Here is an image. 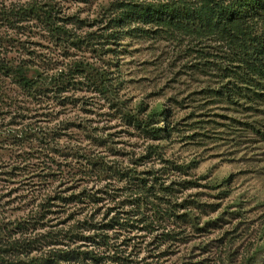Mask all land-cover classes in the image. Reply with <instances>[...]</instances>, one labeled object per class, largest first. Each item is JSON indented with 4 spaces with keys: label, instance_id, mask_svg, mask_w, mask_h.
<instances>
[{
    "label": "rangeland",
    "instance_id": "obj_1",
    "mask_svg": "<svg viewBox=\"0 0 264 264\" xmlns=\"http://www.w3.org/2000/svg\"><path fill=\"white\" fill-rule=\"evenodd\" d=\"M30 1L0 0V41L9 44L10 57L32 59L67 83L61 93L50 87L34 100L8 85L15 102L0 104V233L10 228L19 235L15 225L30 220L25 235L53 244L29 252V258H42L52 247H65L68 240L59 230L93 211L103 218L108 207L128 197L130 183L92 175L86 162L97 157L113 166L112 178L119 177L116 169L129 167L158 185H173L184 234L157 250L161 264H224L230 254L238 264L247 249L249 255L257 252L255 264H264V102H249L227 88L216 71L200 70L204 58L186 39L159 33L99 41L96 35L120 0H38L50 3L45 9L68 35L50 26L44 14L8 25L10 5ZM77 64L106 71L115 87L112 96L90 85ZM162 109L169 110L168 118L157 115ZM166 122L170 134L151 138L149 131ZM23 129L51 132L54 153H38L40 144L31 134L20 138ZM175 163L188 167L180 171ZM83 188L99 204L49 201L58 190L71 196ZM49 231L52 236L44 238ZM77 244L85 249L84 242Z\"/></svg>",
    "mask_w": 264,
    "mask_h": 264
},
{
    "label": "trees",
    "instance_id": "obj_2",
    "mask_svg": "<svg viewBox=\"0 0 264 264\" xmlns=\"http://www.w3.org/2000/svg\"><path fill=\"white\" fill-rule=\"evenodd\" d=\"M47 4L50 3L32 0L12 5L13 7L10 5L7 11L11 15L5 16L4 20L13 26L20 18L44 14L50 26L55 25V29L68 35L69 31L64 26L54 24L55 16L50 9H45ZM110 10L111 15L102 32L96 35L99 41H117L123 36L149 37L159 33L186 39L198 56L204 58L198 67L200 70L208 68L216 71L226 80L227 88L247 98L249 102H264V0H120ZM8 47L6 41H0V104L15 102L14 97L9 94V83L17 85L25 93L27 100L33 97L31 100L41 99L50 87L54 93H61L65 78L51 76L25 56L10 57ZM204 47H211L214 53L206 52ZM208 55L214 57L213 61L205 58ZM79 66L80 64L76 65V70L83 73L90 85L112 96L115 87L107 82L109 76L106 71L94 72L96 69L91 68L92 66ZM15 109L21 116L22 112ZM168 112L169 110L162 109L157 115L164 114L168 118ZM145 130H148L146 126ZM32 132L23 129L20 138H27L31 134L30 138L40 144L38 153L45 156L54 153L55 144L52 141L55 137L51 132L35 133L34 129ZM149 132L151 138L156 140L165 138L171 132V125L166 122L165 126H154ZM18 136L19 133L14 134L15 138ZM75 154H80L79 146ZM89 158L86 162L87 170L92 175L96 171L101 179L130 183L127 187L130 188L128 197L117 205L108 207L101 219H97V213L93 211L59 230L58 235L61 234L68 242L63 243L65 247H52L47 251L51 253L48 257L28 256L35 246L43 248L44 245H53L40 243V235H25V231L32 227L30 220L15 225L19 235L11 234L8 232L10 228H5L6 233H0V264H161V255L156 254L157 250L160 251L165 245L172 246L178 236L184 234L177 222L180 216L177 211L182 204L175 197L173 185H158L155 178H141L137 173H132L135 168L129 167L125 172L116 169L115 174L119 177L112 178L109 172L113 171V166L105 161L100 162L97 157ZM174 167L185 171L188 165L175 163ZM63 194L62 190H58L54 197L49 196V201L57 199L66 203L77 200L80 203L99 204L95 195H92L94 193H89L85 188L76 190L71 196ZM48 206L50 205L46 204ZM42 208L45 209V206ZM42 208L37 211L40 219L45 216ZM85 232L93 233L87 235ZM50 234L52 236L49 231L42 236L46 238ZM79 241L84 242L85 249L77 244ZM146 250L149 254L142 256ZM249 252L247 249L238 264H255L257 252L251 255ZM224 264L237 263L230 254Z\"/></svg>",
    "mask_w": 264,
    "mask_h": 264
}]
</instances>
